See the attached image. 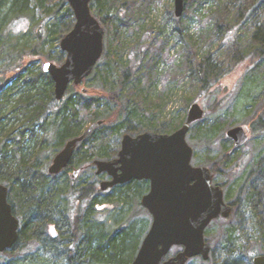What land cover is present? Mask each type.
<instances>
[{"label":"trees","instance_id":"16d2710c","mask_svg":"<svg viewBox=\"0 0 264 264\" xmlns=\"http://www.w3.org/2000/svg\"><path fill=\"white\" fill-rule=\"evenodd\" d=\"M150 2L94 0L91 3V9L105 28L106 37L103 57L91 74L92 80L97 83H91L92 86L86 87V91L81 85L71 84L64 98L58 100L55 82L43 66L35 68L32 61L20 68L25 64L23 61L28 52L21 49L12 52L17 43L10 41L9 35L16 19L22 16L31 19L35 8L45 11L42 26L34 31L37 41L30 51V55H34L38 46L47 41V36L56 33L61 25H67L66 32L72 28L75 18L71 6L67 0H59L56 6H52V0H0V57L8 62L7 70L11 74L8 76L0 72V184L8 187L13 212L20 219L18 241L11 249L1 252L12 255V258L0 261V264H132L148 224L124 221L109 227L102 220L106 215L104 207L111 204L122 206L124 210L125 206L136 202L138 211L146 212L139 201L148 191L149 182L131 180L118 184L110 188L114 189L110 194L102 197L101 181L97 178L103 173L93 180L76 184L68 172L95 167L97 159L115 158L117 152H113L110 141L120 136L124 129L133 134L172 132L185 121V117L164 118L162 121L169 94L160 91L155 80L164 61L163 53L167 50L168 41L162 40L160 47L156 46L159 38L154 36L153 26L145 22L150 12ZM185 3L187 8L184 15L174 17L173 31L177 34L188 30L186 15L190 10L194 8L199 12L206 1L185 0ZM263 7L264 0H214L209 8L214 20L210 31L223 32L230 50H237L236 42L241 31L237 24L251 19ZM138 29L140 35L136 46L132 47L126 58L125 34L128 31L137 33ZM161 33L163 31L160 29L159 35ZM142 35L146 39L144 42ZM190 39L195 41L191 36ZM252 41L258 45L254 52L251 51L252 55L249 53L254 57V63L264 56V19L254 29ZM199 47L197 41L192 44L189 54L193 56V62L187 61L189 64L197 62L196 67L202 66ZM48 57L56 62L61 61V56ZM20 60L22 63L17 64ZM187 68L194 69L193 65ZM197 72L202 82L201 91L207 95L213 83L202 67ZM88 78L84 82L89 81ZM100 120L103 124L78 144L69 166L59 174H49L44 150L49 148L50 140H56L53 149L61 148L69 139L81 135L87 128L84 127L86 124ZM254 125L264 132V121L260 117ZM223 126L219 118L212 124L202 118L191 125L190 132L214 139L218 133L224 132ZM37 127L47 135H35ZM17 131L20 133H15ZM221 136L226 140L224 133ZM26 137L34 141L33 146L25 142ZM232 149L224 144L220 159L225 162L224 165L238 162L239 157L232 156ZM212 171H218L215 165ZM61 174V178H56ZM226 197H232L230 191H227ZM66 203L72 205L71 214L67 213L69 208ZM261 206L262 201L250 198L246 208L254 224L259 225V232L264 235V217L259 218L258 215ZM233 236L234 232L229 230L224 246L227 252L232 251ZM34 243L39 244L40 248L32 253ZM26 250L28 254H25ZM232 253H227L218 264H254L253 257L258 254L257 250H253L247 259H243L230 256ZM202 261V264H212L211 257L208 261Z\"/></svg>","mask_w":264,"mask_h":264},{"label":"rangeland","instance_id":"374dc122","mask_svg":"<svg viewBox=\"0 0 264 264\" xmlns=\"http://www.w3.org/2000/svg\"><path fill=\"white\" fill-rule=\"evenodd\" d=\"M142 1L144 2L145 0H139V3ZM205 1L206 3L200 8L199 12L194 11L193 8L190 10L188 16L186 15L189 20V28L181 34L173 31L175 25L174 17L176 16L174 13V0H151L150 12L145 22L153 26L155 30L153 34L159 38L157 40L159 42L156 45L157 47H160L162 40L168 41L167 50H164L163 53L164 61L158 70L155 80L160 91H165L169 94V103L163 112L162 121L165 120L164 118H186L189 106L194 102H198L205 109L203 119L207 123L212 124L218 118L224 123L223 133L226 140L221 136L223 134L222 132L218 133L214 139L201 134L197 135L190 131L187 135V141L194 150L192 165L208 167L215 174L213 185L217 184L223 188L225 201L230 203L234 208L236 204L238 205L231 218L227 220L221 218L214 219L206 229L205 240L211 245V263L218 264L219 260H223L227 256V253L231 252L233 253L230 256L241 257L243 259H247L253 250H257L258 254H264V235L262 232H259V225L254 224L246 208L250 198H257L262 201V210L258 214L259 218L264 217V132L256 129L254 125L259 117L264 121V56L254 63V57L251 56L254 48L258 46L252 41L253 31L264 19V7L252 16L251 19L237 24L236 27L241 29L236 42L238 49L231 51L223 32L212 33L210 31L212 25H214V20L211 18L212 14L209 8L214 0ZM58 2L59 0H52V6H56ZM93 2L94 0L91 1V3ZM186 8L187 5L185 3V11ZM92 13L96 16L94 10H92ZM44 17L45 11L35 8L34 16L31 19L22 16L16 19L13 24L11 23L12 32L9 35V39L14 44L17 43L11 51L17 52L21 49L24 52H28V55L25 56L23 61L25 64L20 67L21 69L32 61L35 62V68L43 66L45 61H53L57 65H61L65 61L66 54L60 48V41L72 29L66 32L65 28L67 25L65 24L61 25L56 33L47 36V41H44L38 46L37 53L30 55V51L37 41L34 37V31L39 26H42ZM231 20H233V16ZM160 29L163 33L159 35ZM31 30H33V33ZM138 32L139 29L137 33L128 31L125 34V41L127 42L125 51L126 58L130 53L129 51L132 50V47L134 46L135 48L136 46V41L140 35ZM59 36L61 38L57 40ZM190 36L195 39L194 42L190 39ZM144 37L142 38V42L146 40ZM105 39L106 37L104 38V43ZM196 41L200 45V61L198 60L202 62V66L200 67H196L197 62L194 64L187 63L190 60L193 62V56L189 54V51L191 50L192 44L196 43ZM156 49L159 51V48ZM250 52L251 55L249 56ZM48 56L52 58L61 56V61L56 62ZM21 63L22 60L17 64ZM7 64L8 62L3 57H0V72L7 73L10 76L11 74L7 70ZM190 65H193L194 69H188L187 67ZM201 67L208 79L213 83V87L207 95L204 91H201L202 82L197 72L198 68ZM92 77L93 75L88 78L90 79L89 81L83 82L81 86L86 88L90 85L92 86L93 83H97L92 80ZM88 126L89 124H86L84 127L86 128ZM235 126H243L249 135L247 142L237 148L233 147V140L227 138L226 135V131ZM15 133L19 134L20 131ZM34 133L40 137L47 135V132L45 133L39 127L35 128ZM124 134L137 135L124 129L120 136H116L110 141L111 147L114 149L113 152H117V155L114 156L115 158L121 149ZM27 137L25 138V142L33 146L34 141ZM55 143L56 140L51 139L48 143L49 148L44 150L46 151L45 160L47 159L48 162L47 168L51 164L54 156L64 147L53 149L52 147ZM224 144L233 148L231 154L232 156L237 155L239 157L238 162L234 161L224 165L225 162L220 160L224 153ZM103 160L108 159L103 158ZM213 165L218 169L217 172L212 171ZM74 171L68 172V175L76 184L93 180L99 176L96 166L87 167L84 171H80L78 176L72 177ZM61 177L62 174L57 175L56 178L59 179ZM97 179L99 181L107 180L108 175L104 172ZM113 190L109 189L107 192L102 191L101 196L105 197ZM227 191L231 192V198L226 197ZM240 191H242V195ZM139 203H141V198ZM65 205L67 209L69 208L67 213L71 214L70 206L72 205L69 203ZM104 208L106 215L102 220L106 221L109 227L111 224L117 226L124 221H128L129 223L143 222L148 224L146 234L151 226L152 215L145 207L146 212L138 211L139 208L136 202L125 206L124 210L121 209L122 206L111 204ZM63 209L60 211L62 212ZM73 209H76V207H73ZM64 211L66 212V210ZM57 219L60 221L58 216ZM138 226L141 227V225ZM229 230L234 232V244L230 249V251L232 250L231 252L224 250ZM33 245L32 253L40 248V245L37 243ZM180 250L182 248L179 246L173 247L170 256H174ZM25 254H28L27 250ZM11 258L12 255L10 254H0L1 262L9 261ZM202 263L201 257H195L187 264Z\"/></svg>","mask_w":264,"mask_h":264},{"label":"water","instance_id":"95a60500","mask_svg":"<svg viewBox=\"0 0 264 264\" xmlns=\"http://www.w3.org/2000/svg\"><path fill=\"white\" fill-rule=\"evenodd\" d=\"M67 1L75 22L60 41L65 61L61 65L53 61L43 63L44 71L55 82L58 100L64 98L71 84L81 85L92 74L105 49V28L92 13V0ZM184 11L185 0H174L175 15L181 17ZM204 115V107L194 102L185 121L174 132L124 134L116 158L94 162L98 174L106 172L111 177L100 182L103 191L131 180L150 182L141 203L152 215V223L132 264H187L195 257L208 261L211 245L205 240L207 227L214 219L229 218L233 212V206L225 201L223 188L213 185L211 170L191 163L194 150L187 135L191 125ZM102 124V120L91 123L81 135L69 139L54 156L48 173L59 174L67 168L78 144ZM226 135L236 148L249 139L243 126L230 128ZM80 171L76 169L73 176ZM8 194V187L0 184V253L11 249L19 239L20 219L13 212ZM175 246L182 250L170 256ZM253 263L264 264V254L255 255Z\"/></svg>","mask_w":264,"mask_h":264},{"label":"flooded vegetation","instance_id":"af4514ba","mask_svg":"<svg viewBox=\"0 0 264 264\" xmlns=\"http://www.w3.org/2000/svg\"><path fill=\"white\" fill-rule=\"evenodd\" d=\"M69 166V165H68ZM213 173V172H212ZM107 174V173H106ZM108 175V174H107ZM214 176H215V174L213 173V181H214ZM111 177L108 175V179H110ZM146 181H148V180H146ZM149 182V181H148ZM214 184V183H213ZM217 185V184H216ZM149 188H150V182H149ZM148 191H149V189H148ZM219 218H222V217H219Z\"/></svg>","mask_w":264,"mask_h":264}]
</instances>
